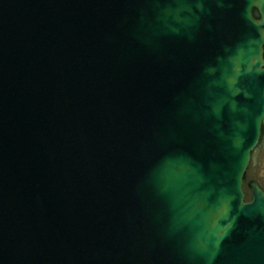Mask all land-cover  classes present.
<instances>
[{"label": "water", "instance_id": "water-1", "mask_svg": "<svg viewBox=\"0 0 264 264\" xmlns=\"http://www.w3.org/2000/svg\"><path fill=\"white\" fill-rule=\"evenodd\" d=\"M263 49L264 0H0V264H264Z\"/></svg>", "mask_w": 264, "mask_h": 264}, {"label": "flooded vegetation", "instance_id": "flooded-vegetation-1", "mask_svg": "<svg viewBox=\"0 0 264 264\" xmlns=\"http://www.w3.org/2000/svg\"><path fill=\"white\" fill-rule=\"evenodd\" d=\"M253 11H254V9L252 10V16H253ZM253 17L255 19H257L258 14H257V17H255V16H253ZM249 162H251L252 168L254 166L260 165L262 171L260 172L259 178L247 179V169H248V166H247L246 171H245L243 178H242V191H243L244 202H250L253 200L252 190L249 187L250 182L255 183L257 188L264 194V181L261 182V180H260L262 178L264 179V163H263L264 162V128L263 127H261L259 139H258L254 149L251 151ZM248 165H249V163H248Z\"/></svg>", "mask_w": 264, "mask_h": 264}, {"label": "rangeland", "instance_id": "rangeland-1", "mask_svg": "<svg viewBox=\"0 0 264 264\" xmlns=\"http://www.w3.org/2000/svg\"><path fill=\"white\" fill-rule=\"evenodd\" d=\"M264 163V162H263ZM261 166L260 165H257V166H254L252 168V164L251 162H249V165H248V169H247V179H250V178H259V175H260V172H261ZM261 182L264 181V179H260Z\"/></svg>", "mask_w": 264, "mask_h": 264}, {"label": "trees", "instance_id": "trees-1", "mask_svg": "<svg viewBox=\"0 0 264 264\" xmlns=\"http://www.w3.org/2000/svg\"><path fill=\"white\" fill-rule=\"evenodd\" d=\"M253 16L257 17V12L255 10L253 11Z\"/></svg>", "mask_w": 264, "mask_h": 264}]
</instances>
